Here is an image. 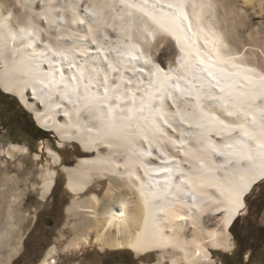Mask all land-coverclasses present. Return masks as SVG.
<instances>
[{
    "label": "bare ground",
    "instance_id": "1",
    "mask_svg": "<svg viewBox=\"0 0 264 264\" xmlns=\"http://www.w3.org/2000/svg\"><path fill=\"white\" fill-rule=\"evenodd\" d=\"M221 8L217 0H0L2 88L40 126L96 152L63 166L75 217L66 248L93 239L101 249L160 251L158 262L215 264L211 248L232 247L230 226L264 178V70L225 50ZM169 36L175 56L171 43L160 45ZM21 145L6 153H26ZM48 154L60 163L57 151ZM56 174H39L42 196ZM5 184L0 264L21 248L20 192L6 200ZM56 252L53 244L39 264H56Z\"/></svg>",
    "mask_w": 264,
    "mask_h": 264
},
{
    "label": "rangeland",
    "instance_id": "2",
    "mask_svg": "<svg viewBox=\"0 0 264 264\" xmlns=\"http://www.w3.org/2000/svg\"><path fill=\"white\" fill-rule=\"evenodd\" d=\"M217 1L223 7L218 9L217 17L223 15L225 18L224 22L220 19L221 24L225 25V50L234 56L241 55L264 70V0H253V5L240 0ZM174 42L170 37L160 45L166 48L171 43L173 50L169 51L175 56L177 49ZM36 126L46 131L41 138L36 137ZM12 143L24 147L26 145L27 152H15L10 157L6 150ZM48 148L60 154L59 164L52 163ZM95 153L83 152L77 141L62 138L54 129L40 126L34 113L13 92H6L0 83V181L3 183V177L9 178L5 181L7 184L3 183L6 200H9L8 194L20 192L15 212L20 219L16 241L21 244V248L9 264H39L53 244L57 247L53 255L56 264H170L169 257L158 262L160 251L157 250L137 254L130 249H101L100 244L93 242V239L85 246L66 248L73 236L70 224L75 217L66 211L72 194L66 187L67 177L63 166H72L79 157ZM45 168L54 169L57 174L52 190L42 196L39 174ZM13 178L17 180L16 184ZM1 182L0 186H3ZM105 186L104 180L100 190L96 191L100 197L106 190ZM94 189L80 193L79 196L86 197ZM245 203L233 226H230L232 247L211 248L215 264H264V237L258 236L264 227V178L246 193Z\"/></svg>",
    "mask_w": 264,
    "mask_h": 264
},
{
    "label": "trees",
    "instance_id": "3",
    "mask_svg": "<svg viewBox=\"0 0 264 264\" xmlns=\"http://www.w3.org/2000/svg\"><path fill=\"white\" fill-rule=\"evenodd\" d=\"M23 113L27 114L26 111H23ZM34 130H35L36 132H38V135H36L37 138H41V137L44 136V134L46 133L45 130H43V129L37 127V126L35 127ZM234 222H235V221H234ZM234 222L232 223L231 226H233ZM261 235H263V237H264V227L261 228V229H260V232L258 233V236H261ZM263 240H264V239H263Z\"/></svg>",
    "mask_w": 264,
    "mask_h": 264
},
{
    "label": "snow or ice",
    "instance_id": "4",
    "mask_svg": "<svg viewBox=\"0 0 264 264\" xmlns=\"http://www.w3.org/2000/svg\"><path fill=\"white\" fill-rule=\"evenodd\" d=\"M238 111H242V109H237ZM262 146H264V145H262Z\"/></svg>",
    "mask_w": 264,
    "mask_h": 264
}]
</instances>
